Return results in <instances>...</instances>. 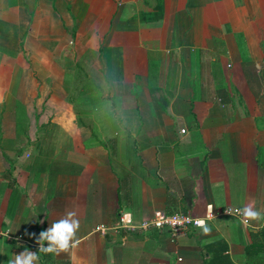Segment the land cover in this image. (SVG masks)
<instances>
[{
	"label": "crops",
	"instance_id": "obj_1",
	"mask_svg": "<svg viewBox=\"0 0 264 264\" xmlns=\"http://www.w3.org/2000/svg\"><path fill=\"white\" fill-rule=\"evenodd\" d=\"M263 231L264 0H0V264H264Z\"/></svg>",
	"mask_w": 264,
	"mask_h": 264
},
{
	"label": "built area",
	"instance_id": "obj_2",
	"mask_svg": "<svg viewBox=\"0 0 264 264\" xmlns=\"http://www.w3.org/2000/svg\"><path fill=\"white\" fill-rule=\"evenodd\" d=\"M220 214L232 215L237 218L243 217V212L239 209H226ZM214 217L215 214L210 205L206 207V212L203 217H193L188 213L166 214L164 212H156L151 219L137 226L133 225L131 219L127 215H121L119 219V228L132 231L137 229L146 231L153 228L161 232H168L171 236L177 237L186 234L192 229L204 228ZM244 222L246 223L247 221ZM100 231L105 232L106 229L102 227Z\"/></svg>",
	"mask_w": 264,
	"mask_h": 264
},
{
	"label": "trees",
	"instance_id": "obj_3",
	"mask_svg": "<svg viewBox=\"0 0 264 264\" xmlns=\"http://www.w3.org/2000/svg\"><path fill=\"white\" fill-rule=\"evenodd\" d=\"M262 234H264V231L262 232Z\"/></svg>",
	"mask_w": 264,
	"mask_h": 264
},
{
	"label": "rangeland",
	"instance_id": "obj_4",
	"mask_svg": "<svg viewBox=\"0 0 264 264\" xmlns=\"http://www.w3.org/2000/svg\"><path fill=\"white\" fill-rule=\"evenodd\" d=\"M93 93V92H92ZM94 95V94H93ZM95 96V95H94Z\"/></svg>",
	"mask_w": 264,
	"mask_h": 264
}]
</instances>
